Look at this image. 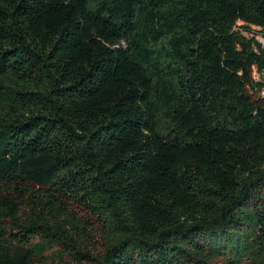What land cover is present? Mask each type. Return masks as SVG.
Wrapping results in <instances>:
<instances>
[{"label": "trees", "instance_id": "obj_1", "mask_svg": "<svg viewBox=\"0 0 264 264\" xmlns=\"http://www.w3.org/2000/svg\"><path fill=\"white\" fill-rule=\"evenodd\" d=\"M264 0H0V264H264Z\"/></svg>", "mask_w": 264, "mask_h": 264}, {"label": "built area", "instance_id": "obj_2", "mask_svg": "<svg viewBox=\"0 0 264 264\" xmlns=\"http://www.w3.org/2000/svg\"><path fill=\"white\" fill-rule=\"evenodd\" d=\"M258 41L261 43L262 47L264 48V37L263 36H258L257 37ZM253 78L255 82H264V74H260L257 70H255L253 74ZM261 97H264V88L261 90Z\"/></svg>", "mask_w": 264, "mask_h": 264}]
</instances>
